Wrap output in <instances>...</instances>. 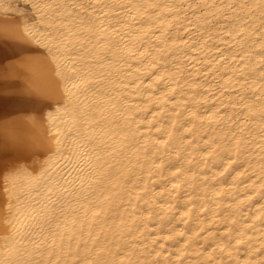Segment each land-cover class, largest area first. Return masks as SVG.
<instances>
[{"label": "bare ground", "instance_id": "6f19581e", "mask_svg": "<svg viewBox=\"0 0 264 264\" xmlns=\"http://www.w3.org/2000/svg\"><path fill=\"white\" fill-rule=\"evenodd\" d=\"M0 14V264H264V0Z\"/></svg>", "mask_w": 264, "mask_h": 264}, {"label": "rangeland", "instance_id": "374dc122", "mask_svg": "<svg viewBox=\"0 0 264 264\" xmlns=\"http://www.w3.org/2000/svg\"><path fill=\"white\" fill-rule=\"evenodd\" d=\"M0 16H2L1 14H0ZM11 18V17H10ZM14 18H17V17H14ZM7 39V38H6ZM0 41H2V40H0ZM2 43H4V45L2 44ZM4 47H6V44H5V42L4 41H2V42H0V50H2V52H0V93H2V92H5L6 93V91H8V90H10V89H6V88H8V86L6 85V86H4V83L5 82H7L8 83V85H10L9 83H14L15 85H18L20 82L22 83V82H24V81H22L21 79H19V78H17L16 76H14L13 74L14 73H16V72H14L15 70H17V69H15V67L17 66V62L19 61V60H21V58H19V57H17L16 55H15V53H12L13 51H11L12 49L10 48V46H8V48H4ZM10 48V49H9ZM4 50V51H3ZM7 50V51H6ZM6 52H8V53H6ZM10 53V54H9ZM14 55V57H13V55ZM15 60V61H14ZM17 60V61H16ZM13 61V62H12ZM9 62H10V64L11 65H9ZM20 63H23L24 62V60H21V61H19ZM16 64V65H15ZM7 65H9V66H7ZM14 65H15V67H14ZM7 67V68H6ZM14 67V68H13ZM9 68V69H8ZM12 68V70H14L13 72H11L12 70H10ZM8 71V74H9V71L11 72L9 75L6 73ZM6 73V74H5ZM10 75H12V76H14L12 79H10L9 77H12V76H10ZM6 77V78H5ZM9 78V79H8ZM17 78V79H16ZM19 79V80H18ZM11 80H13V81H11ZM16 80H17V82H16ZM17 83V84H16ZM6 84V83H5ZM5 87V88H4ZM14 88H16V87H13V89ZM5 91H4V90ZM16 90V89H15ZM16 92H17V90H16ZM3 111H6L5 110V108H3V107H1L0 106V113L1 112H3ZM2 144V136H1V134H0V145ZM4 152H5V154H4ZM0 159H2V160H0V163H1V165H0V168H2V165L3 164H5L6 162H8L9 160H10V154L7 152L6 153V151H3V150H1V152H0ZM4 155V156H3ZM7 156V157H6ZM2 169H0V171H1ZM1 173V172H0Z\"/></svg>", "mask_w": 264, "mask_h": 264}]
</instances>
